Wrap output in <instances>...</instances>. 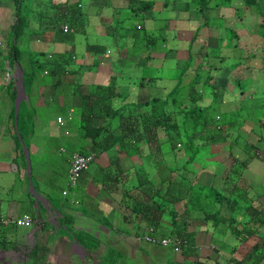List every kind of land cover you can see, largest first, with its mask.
Returning <instances> with one entry per match:
<instances>
[{
  "label": "trees",
  "instance_id": "obj_1",
  "mask_svg": "<svg viewBox=\"0 0 264 264\" xmlns=\"http://www.w3.org/2000/svg\"><path fill=\"white\" fill-rule=\"evenodd\" d=\"M90 1L94 0H86L85 2L89 3ZM105 1L108 3L103 8L102 13H107L109 11V6H112V4L113 7L118 6L120 0ZM124 1L127 2V5L123 6V8L128 12V15L131 14L136 16L139 14L140 21L135 23L134 26L123 25L125 35H123L124 39L121 40L122 46L130 47L138 45L139 52L137 55L138 59L136 58V64L141 67V70L143 67H146V70H149L147 68L152 70V68H157L156 66L160 64L161 68H163V65L168 61H176L177 58H179V61H182V68L177 69L181 70L180 76L163 74V70L162 75H159V77H153L150 72L144 75L143 72L139 75V82L137 85L142 88V93L149 98L141 96L139 102L129 105L122 104L114 106L112 102L115 92H113V85L117 79L116 76H112L106 84H93L87 91L85 89V92H78L79 87L77 83L73 82L72 78L74 73L75 75L77 74L76 70L78 69L77 67H71L72 61L75 58L74 51L65 50L62 53L56 54L52 59H47L46 51L39 48L30 49L28 44L32 40H38V42L42 43L60 42L64 47H67L64 42L69 41L70 38L73 39L69 35L70 32L74 30L73 26H77L78 29V26L84 25L83 21L86 25V22H88L91 16L83 11V0H64L61 2H55L54 0H11L13 4L14 22L11 23L8 30L9 35L6 40L7 52L3 54L0 49V71L4 70L9 74L11 71L10 69L17 64L22 69L23 85L26 93H28V101H21L17 111L16 123L19 135L21 136L22 131L29 125V121H27L26 118L27 112H35L36 107L38 109V105L35 106L34 100L38 99L39 96L35 94H43L45 95L43 101L47 104L45 111L49 112V107L58 105V107L62 109L61 114L64 115H67L68 110L72 109L71 123L78 119L80 120L76 129L79 134L83 132L82 137L86 140L84 143L86 148L84 150H79V153H91L98 156L99 153L110 152L112 155L110 159H113V161L118 160L115 171L116 174L110 175L107 172L104 174V176H107L102 178V180L107 185L113 183L117 185V182L124 181L125 193L130 189L139 191L138 198L135 199V206L131 207V210L134 214L136 213L140 219L147 222L148 227L153 229V233L157 232L162 216H169L168 214L170 213L171 218H173V228L168 232L163 231L166 234L165 236H169L170 238H174V236L178 237V240L181 241L184 246L192 243L190 238L193 237V234L188 231L187 227L184 225L186 218L185 214L182 213L183 219L178 220L176 212L171 206L178 202L182 198V195L187 196V204H190V209L195 208L201 210L206 218H211L213 220L218 219L219 221H221L220 212H212L210 207H213L214 203L220 204L225 201V204L233 211V214L226 219V222L232 220L229 221L228 224H230L232 228L231 231L236 236H246L258 232L259 228L264 226V220H257V215L259 213L256 207L252 204H245L247 202L244 201V199H247L245 192L237 191V195H234L233 199L230 200L223 190L213 185L207 186V184L203 185L194 182L191 179L193 176L188 175L189 172L180 173L179 176L176 177L173 172L176 170L177 166L175 163L172 164L171 162L173 156H170L168 159L169 155L165 152L163 144L166 143L170 145L172 149L171 154L176 149L182 148L183 145L187 152H190L189 147L191 146L193 147L191 148L192 153H197L204 149L203 152L208 156L213 154L214 150L219 147L221 148L220 151H228L231 154L233 152L231 147L235 142H238V145L243 146L244 144V150L250 154L253 153L252 155H257L256 150H261L262 147L264 148V145H261V147L255 143L246 141L245 138L237 139V141L236 139L232 140L229 138L225 131V129L230 126L227 121L229 117L226 115L225 111H221L222 104L220 103H224L226 100L224 98L225 93L232 95L230 89L238 88L239 95H237V93L236 95L237 98L242 100V102L239 103V107L244 108V106L248 104L254 107L256 106L257 108L255 119L257 121V127L260 130L257 132L256 129L255 134L258 137L257 140L261 139L264 141V80L259 78L255 79V88H258L255 89L254 77H251V69L254 68L253 66L255 64L261 63L264 69V56L260 55V60L252 64L239 61L234 69H230L232 72L226 74L225 85L218 86L216 84V78L223 74L224 67L216 65L208 59H211L213 56L224 58L228 52H223L221 46H225V44H227L225 42H228L227 46L234 44L237 46L238 36L243 31L235 28H225V37L219 38V35H216V37L209 36L204 46L195 44L199 35L198 33L203 31V28H206L204 25H199L193 36L184 45H181L179 41H177L179 36H170L163 28L159 36L149 37L148 35L151 33V31H149L148 34H144L146 37L144 38V36H138L135 31L144 29L143 17H145V12L148 10L160 12L163 8H166L172 0ZM186 3H184L185 8L186 6L191 8L193 4L198 6V10L196 9L197 15H204L207 10V16H203L205 18L204 20L207 19V26H211L210 22H208L209 19H213L216 25L220 24V21L208 16V12L211 10H220L225 7L233 8L234 11L239 9L245 10L247 7L257 4L259 9L258 13L261 15L262 19L259 24L262 29L260 32L262 37L259 38L264 40V7L261 9V6L258 4L259 1L257 2V0H188ZM34 4L37 5V8L33 7ZM123 8H118V10L122 11ZM156 12H154L152 19H160L162 22L167 21V23L169 21L172 27H174L172 24L173 19L158 18L155 15ZM31 14L33 15V18H31L34 19L33 21L29 19V15ZM94 17L96 19L99 18L98 15ZM103 19L104 18L101 17L102 21ZM69 22L74 23V25ZM124 23L125 20L121 19L118 25L121 26V24ZM62 24H66L72 30L69 29L70 31L64 32L61 28ZM39 25H43V27ZM163 26L165 27V24H163ZM85 31L84 28L81 29L84 35H86ZM111 35L115 40L117 39V34L111 33ZM35 36L40 38L37 39ZM168 37L176 42L172 43L171 46L165 44L159 48H155V39L166 40ZM233 39H235L234 43ZM215 40L216 45H213L212 41ZM180 41L184 42L185 40ZM92 46L95 47V53H99L100 44H96V46L91 45V47ZM195 48L199 50L193 53ZM157 49L161 51L160 58L156 54V52H158ZM181 49H186L187 53H181ZM245 50L247 55L244 53L241 54L247 57H256V54L250 52L249 49L245 48ZM23 59H26L28 63L27 66L23 64ZM5 60H7V65L10 69L5 68ZM204 60L207 62L204 63ZM241 64L243 68L240 67ZM235 70H238V72H235ZM44 71L47 73H44ZM38 73L41 74L43 78L46 77L49 79L51 77V80L48 82L44 80L38 81L50 85L49 91L56 96L57 100L59 93H63L64 90L70 86L71 90L79 98L77 106L69 105L66 100H64L63 104L59 102L54 103L47 99L45 90H42L41 93L32 94V96H36L33 100L30 94V87L33 80L37 79ZM159 79L164 82V86L161 84L160 89L170 88L163 97H158L146 92V88L159 84L157 81ZM12 85L11 80L8 83L2 84V88L6 87L7 92H9L12 104L10 113L13 119L15 118L14 100L16 91L12 89ZM27 87L29 88L28 92L26 90ZM163 91H165V89H163ZM246 91H248V94H246ZM183 92L184 95L188 94V101H192L193 105L190 108L191 110H187L186 105L181 106L178 104L184 97ZM175 93L179 95L175 97ZM206 94H209L207 95V99H209L207 103L200 102L205 99L204 96ZM48 96L52 99L50 95ZM169 101H172L170 108L167 107ZM217 106L218 110L215 109ZM175 107L181 114L180 118L182 119L180 122L178 121L179 123L171 122L174 118L172 110ZM124 109L127 110L126 113H123ZM239 116H241V118L245 116L246 118V114H240ZM242 120L239 122L240 124H242ZM30 122L32 124L31 120ZM161 129L163 130L162 138L158 134V130ZM182 133H184L186 140L189 141L186 144L183 143L181 137ZM247 143H250V145ZM141 144L148 148L146 149L147 153H145L144 148L140 147ZM133 156H148V163L142 161L141 164L151 165L153 170L156 171V174L153 172L151 174L146 168L140 167V163H138L139 159H132ZM175 157H177V155ZM235 158L234 156L233 160ZM236 160L238 159L236 158ZM125 163H128V165L125 166ZM245 166V160L239 161V163L234 165L229 171V183L235 185L236 179ZM157 172L160 173V182L157 178ZM121 174L124 175L123 179L120 178ZM174 178H179V180H175ZM241 211L246 215L245 223L241 229H236L237 224L236 222L234 223L235 217L238 212ZM248 211L250 212L248 213ZM259 242L258 245H254L251 249L253 254L257 252V260L261 259L264 255V235H260Z\"/></svg>",
  "mask_w": 264,
  "mask_h": 264
},
{
  "label": "crops",
  "instance_id": "obj_2",
  "mask_svg": "<svg viewBox=\"0 0 264 264\" xmlns=\"http://www.w3.org/2000/svg\"><path fill=\"white\" fill-rule=\"evenodd\" d=\"M91 17L92 16H90V18ZM83 23L85 25L84 21ZM87 23L88 22H86V24ZM81 29H83V27L80 28V31ZM86 29L87 26L84 31ZM72 40L73 39L71 38L69 39V41ZM69 41L64 42V44L67 46L70 43ZM44 43L37 41L35 45L40 47L41 50L47 52V59H52L56 54L62 53L65 50L73 51L71 50L70 45L64 47L60 42ZM94 46H96V43ZM94 56L95 47H91V45L87 47V52L84 56L78 58L75 53V58L72 61L71 67H77L78 69L76 70V73L78 74L79 72H83L80 73V77L85 80L84 85L87 87L80 88L78 92H85V89L87 91L89 88L88 84L90 83H92V85L106 84L109 79L114 76L113 73L115 72L112 71L110 64L108 62H102V60L99 61V58H94ZM96 62H98L97 71L90 73L88 71L89 67ZM74 76L75 73L72 75L73 82L79 85V83L74 80ZM37 82L36 89H44L49 86L47 83L42 85L39 81ZM153 88L157 89L156 86H153ZM36 89L33 92L37 93ZM33 92H31V94H33ZM60 95L58 101H61L64 98L67 103L70 102L68 98L75 96L70 86H68ZM43 96L45 95L42 94V97H40L42 98V102H44ZM141 96L149 98L142 93V91L140 93V97ZM226 96H224V98ZM40 98L34 100L35 106L38 105L41 100ZM74 100L75 97L72 99L74 104L71 102L70 104L77 106L78 102H74ZM232 100L237 110L239 108V103L242 102V100L239 98H233ZM232 100L230 102L228 101V98H226L225 101L223 99L224 103H220L222 104L221 111L228 110L229 107L227 109H225V107L232 105ZM250 106V112L246 107H242V110L246 111V118L249 117V120H252L255 124L252 136L249 140L247 139L248 133L252 131L249 126L239 128V132L231 130L229 126L225 131L232 140L236 139L237 141V139L245 138L246 141L254 143L255 140L258 139L255 134V130L257 129V121L255 119L257 108L253 105ZM46 107L47 104L42 107V110L39 108L37 109L36 107L35 112H27L26 114L29 125L31 124L30 120L32 121L31 128L27 125L22 131V134H27V146L23 143L24 140L22 134V140L18 137L19 131L16 123L17 116L12 119L10 110L5 111L7 113L4 115V122H7L8 132L5 133L4 131L3 135H1V138L6 135L7 140L3 141L2 139L0 142V191H9L11 194L13 191V196H10L9 194L4 196L0 195V216L17 219L27 214L31 217L33 223L29 227L17 226L15 222L14 224L12 223V220L10 221V224H0V264H104L106 263L105 252L116 247L115 240H111L110 226L117 232V242L121 239H127V243L130 245L128 248L125 246H119L120 253L124 252L125 255L134 259L138 253L145 258V252L139 243L140 241H144L148 244L151 243L144 238L146 234L148 235V231H146L148 224L146 221L140 219L136 213L133 215L134 212H132L131 207L135 206V199L138 198L139 191L130 189L129 193H125L124 181L117 182V185L114 183L107 185L104 181L98 185V182H96L98 189L92 191L89 184L82 189H79V187L83 185L80 184L83 180L80 176L78 182L79 186L77 185L76 189H74V192L69 197L70 203L71 199L78 200V203L74 204V208L66 206H60L59 208L52 203V198L50 197L52 189L51 185H45L42 181V175L44 173H42L41 170H37L33 173V163L30 159L33 154H35V157L41 155V151H38L35 148L38 147L35 146L36 143H34L35 127L39 125L45 128L46 126H43L40 123H45L47 119L53 117L52 112L45 111ZM55 107L58 106L56 105ZM248 114H250V116ZM227 121L229 122V125L233 123L231 118H228ZM52 123H54L57 134L51 129H49L48 132L46 131V134L51 133L52 138L61 136V134L58 135L60 130L57 129L59 127L56 125V120L54 119ZM17 139H19V141ZM258 141L264 145L263 140L260 139ZM247 144L250 145V143ZM24 148L27 149V153L24 151ZM231 149L233 151L232 154L239 161H246V166L242 169L240 175L236 179L235 185L229 183L228 180L229 171L234 167L231 163L227 166L226 164L219 162V164L224 166L223 169L218 167L221 170L211 172L208 167L209 162H207V171H204V168L200 167V171H204L202 175L193 176L192 173H188V175L193 176L191 179L194 182L203 185L207 184V186L213 185L223 190L230 200L233 199L234 195H237V191L245 192L247 196V202L245 204H252L256 207V210L259 213L257 215V220L261 219L262 221V219L264 220V174H259L251 163L253 158L264 159V148L262 147L261 150H256L258 156L252 155L253 153L250 154L244 150V144L243 146L238 145V142H235ZM59 150L64 151L65 149L60 146ZM195 167H199V165H195ZM260 168H263L264 170V162ZM176 170L173 173L178 177L180 172H176ZM115 171L108 169L110 175H115ZM50 172L53 173L51 170ZM104 177L105 176H103V178ZM120 178L123 179L124 175L121 174ZM87 179L94 181V178L92 177H88ZM174 179L179 180V178ZM34 181H36V184ZM78 190H81L82 193L86 192V194H89V198L84 197V202H82L81 198L84 195L79 194V197L77 198L76 194L78 193ZM62 191L63 189L61 190V193ZM99 192H102V197L97 196ZM30 198H34V202L29 200L27 204H22V200ZM171 206L176 213L179 212L177 215L178 220L183 219L182 213L185 214L186 218L184 225L187 227L188 231L192 232L193 237L190 238L192 243H189L183 248V250L175 252L171 248L174 261L171 259L168 262H173L174 264H264V255L261 259L257 260V252L253 254V251L251 250L254 245L260 243V235H264V226L260 227L258 232L251 234V237L249 238V235L236 236L231 231L232 228L230 224H228V222L232 220L226 222V219L233 214V211L229 209L228 205L225 204V201L220 204L214 203L213 207H210L212 212H220L221 221L218 219L213 220L211 218H206L201 210L195 208L190 209V204H187L186 195H182V198ZM168 215L169 216L165 217L164 215L162 216L158 230L155 233L156 235H166L163 231H160V228L164 225H166L168 231L171 229L173 218H171L170 213ZM169 218L171 219L169 220ZM242 218V211L238 212L235 221H239ZM72 219L73 221H71ZM121 219L127 222L126 227L122 229L118 227ZM63 220L69 224H64ZM240 222L237 224L236 229L242 228ZM81 223H83V225L79 226ZM128 225L129 230L132 232L128 231ZM136 228L141 229L142 234L140 238H137L139 240L138 242L132 239L135 237L133 231ZM59 229L64 232L66 231L67 234L69 233L72 236V239L71 236L67 238L64 234H60ZM90 239L93 241L95 240L96 242L91 243ZM151 245L154 244L151 243ZM146 248L147 247H145V249Z\"/></svg>",
  "mask_w": 264,
  "mask_h": 264
},
{
  "label": "rangeland",
  "instance_id": "obj_3",
  "mask_svg": "<svg viewBox=\"0 0 264 264\" xmlns=\"http://www.w3.org/2000/svg\"><path fill=\"white\" fill-rule=\"evenodd\" d=\"M55 2H61L64 0H54ZM77 1V0H76ZM86 0H83L82 2V9L85 13H87L88 15H93L91 18H89L88 23H87V29L85 31L86 35H84L81 31L80 28H86L85 25L83 26H73L74 30L72 32H70V37L73 38L72 41H69L70 43L67 45V47L70 45L71 50H73L77 57L80 58L82 56L85 55V53L87 52V47L90 45H94L96 44H100L99 48L100 51L99 53H95L94 58H99V61L102 60V62H108L111 66L112 71H114L116 76H118V78L123 81V82H127L126 87H122L121 88V92L122 95L125 96L126 93H129V87L131 91H134L136 85H137V77L139 75H141L144 72V75L148 74V72H150L152 74L153 77H156L159 75H162V70L164 71L163 74H171L173 76H180V72L181 70H177L182 68V61H179V58H177V60L175 61H168L167 63H165V65H163L164 67L161 68V64L156 66L157 68H152V70L150 68H147L149 70H146V67H143L141 70V67L139 65L136 64V58L138 59V52H139V47L138 45L135 46H122V42L121 40L124 39L125 32H124V28L123 25L125 26H134L135 23L140 21V16L139 14H137L136 16L133 15H128V12L123 9L122 11H117L116 8H112L111 6H109V11L107 13H102L103 8L105 7V5L108 3L105 0H94V1H90L89 3L85 2ZM162 1V0H160ZM186 1L188 0H172L169 5L166 8H163L160 12H156V11H146L145 12V17H143V25H144V29L139 30V31H135L136 34L138 36H144V34H148L149 31H151V33L148 35L149 37L151 36H159L160 33H162V28L163 30L168 33L170 36H179V39L177 41H179V43L181 45H184L185 43H187L190 38L193 36L195 30L197 29V27L200 25H204L206 26V28H203V31L199 32L197 40L195 41L196 45H205L206 39L209 36H213L216 37V35H219L218 37H225L224 36V32H225V28H235L238 29L240 31H243L240 33V35L238 36L237 39V46L231 45V46H227L228 42H225L227 44H225V46H221L223 48V52H228V54H226V56L224 58H221L220 56H213L210 60V62L215 63L216 65H221L222 67H224L223 70V74L220 76H217L216 78V84L218 86H222L225 85V81H226V74L230 71V69H234L236 64L241 61L243 63H248V64H252L254 62H256L257 60H260V55L264 56V40H262L259 37H262L260 32L262 31V29L260 28L259 24L261 23L262 19H261V15L258 13L259 9L256 5H251V7H247L245 10H235L233 8L230 7H225V8H221L220 10H211L208 12V16L209 17H213L215 19H217V21H219L220 19V26L218 27V25H216L213 21V19H209L208 22H210L211 26H207V19L204 20L205 18L203 17L204 15L207 16V10L205 11L204 15H197L194 12V9L198 10V6H196L195 4H193V6H191V8L186 7L185 8V4ZM259 1V6H261V9H263L264 7V0H257V2ZM189 3V2H187ZM120 5H125L124 1L121 2ZM34 8H37V5L34 4L33 5ZM158 10V7H157ZM114 13V15L112 16L111 13ZM154 12L156 17L158 18H167V19H173L172 20V24L174 27H172L171 23L168 21H163L160 19H152V16L154 15ZM98 15L99 17V21L94 17ZM238 16V17H236ZM101 17H103V21L101 20ZM33 18V15H29V19L30 20H34L31 19ZM124 19L125 23L121 24V26H119L118 24H120V20ZM206 21V22H205ZM14 22V16H13V4L11 2V0H0V49L2 50V53L5 54L7 52V36L9 35V27L11 25V23ZM99 22V25H97ZM32 23V22H31ZM70 24L71 23L69 22ZM102 23V24H101ZM163 24H165V27L163 26ZM216 25V26H215ZM41 27H43V25H39ZM102 26V27H101ZM106 26H107V31H106ZM111 33L113 34H117V39L115 40L114 37L111 35ZM207 35V36H206ZM38 38V36H35ZM133 38V37H132ZM144 38H146L144 36ZM135 39V38H134ZM180 40H185L184 42H181ZM38 40H32L28 45L30 49H35V48H39L35 45V43H37ZM235 39H233V43H234ZM145 42V41H143ZM175 40H171L170 37L166 38V40H160V39H155V48H159L163 45H167V46H171L172 43H175ZM213 45H216V40L212 41ZM199 48V47H198ZM195 48V51H198L199 49ZM245 48L249 49L250 52H253L256 54V57L253 56H246V50ZM106 50H109V53H106ZM158 52H156V54L158 55V57H161V51H159L157 49ZM89 52V51H88ZM183 54H186L187 51L186 49H181L180 51ZM241 53H244L246 55H243ZM108 54V55H107ZM26 56V55H25ZM185 59V58H183ZM168 60V59H167ZM7 61V60H5ZM4 61V62H5ZM178 61V62H177ZM262 61V60H261ZM204 63L207 61H203ZM23 64L25 66L28 65L26 59H23ZM97 64L98 62H96L94 65L89 67V72H96L97 71ZM155 64V62H154ZM207 64V63H206ZM7 65V64H6ZM5 65V68L7 69L8 67ZM256 66V67H255ZM155 67V66H154ZM240 67L243 68V65L241 64ZM254 68L251 69V77L253 78L254 81V88L256 87V83H255V79L259 78V79H263L264 80V69L262 68L263 66L261 65V63H257L253 66ZM261 69H260V68ZM14 70L15 68L12 70L11 74L4 72V70L0 71V142L3 139V141H6V135L1 138V135H3L4 131L5 133L8 132L7 130V122H4L5 120V114L7 112H5L6 110L9 111L12 108V104H11V100L8 96L7 92V88L3 87L2 88V84L8 83V81H13V89H15V86L17 87V83L13 78L14 75ZM78 72V71H77ZM210 72V71H209ZM235 72H238V70H235ZM233 72V73H235ZM240 72V71H239ZM80 73L83 72H79V74L77 73L74 77V80L76 82H79V89L82 87L86 88V85H84L85 80H83L80 77ZM203 75V74H202ZM232 75V73H231ZM241 75V74H240ZM250 75V74H249ZM55 78V77H54ZM117 78V79H118ZM249 78V77H248ZM56 79V78H55ZM116 79V80H117ZM36 80H44V81H50L51 77L48 78H43V76L41 74H37V79ZM33 80L32 85L30 87V94L31 92H33L37 86V81ZM119 81V80H117ZM159 82V84H156L157 89L153 88V87H148L146 88V91L150 94H153L155 96L158 97H163V95L168 92V89H165V91H163V89H160L161 84L163 85V80L159 79L157 80ZM165 81V80H164ZM248 81V80H247ZM37 82V83H36ZM42 85L44 84V82H41ZM161 83V84H160ZM263 83V81H262ZM35 85V86H34ZM92 86V83L88 84V87ZM164 86V85H163ZM264 86V84H263ZM264 88V87H263ZM50 85L43 88H38L37 93H41L42 90H45V92L47 93V99L53 101L54 103L56 102H61L64 103V98L61 101H58L56 99V96L54 94H52L50 91ZM253 89V88H252ZM258 89V88H255ZM27 92L29 90V88H26ZM235 93H234V92ZM239 89L238 88H234V89H230V94L225 93L224 96L225 99L228 98V100L231 102V100L234 98H237V95H239ZM59 93V92H58ZM237 93V95H236ZM21 94V93H20ZM26 94L28 95V93L22 94V98L26 97ZM33 94H35V92H33ZM246 94H248V91H246ZM37 96L42 97V94H35ZM52 98L50 99L49 96ZM178 93H175V97L178 96ZM184 95V92H183ZM207 95L206 94L203 97V103H207ZM59 96L60 93H59ZM44 97V96H43ZM65 97V96H63ZM71 97V96H69ZM75 97V100L78 98L77 95L72 96L71 98L73 99ZM31 98L34 100L36 98V96H32L31 94ZM38 98V99H39ZM71 98H68V100H70V102L72 104L73 101ZM41 100L38 103V108L40 110H42L43 106H46V102H42V98H40ZM67 99V96H66ZM118 101H120L118 98L116 99ZM172 102V101H171ZM171 102L169 101V103L167 104V107L170 108L171 107ZM15 103V102H14ZM178 104H180L181 106L186 105V109H190L192 107V101H188V94L184 95V97L182 98V101H180ZM228 105V104H227ZM58 106V105H57ZM229 107L228 110H224L226 112V115L231 118V121H233V123L230 125L231 130L235 131V132H239L241 127H247L249 126L252 131L250 133H248L247 135V139H249L252 136L253 133V129L255 128V124L252 120H249L250 118L247 117L242 120L241 116H239L240 114H246L245 110H242L241 107H239L237 110L234 106V102L232 100V105L226 106L225 109H227ZM244 107H246V109L250 112L251 110V106L250 105H245ZM177 108L175 107L173 110V118L171 120V122H177L179 123L181 121L182 118H180L181 114L178 110H176ZM216 110H218V106L215 107ZM48 110H50V112L53 113V117L50 119H47L44 122H41V125H45L46 127L43 128L41 126H36L34 129V143H36L35 147L36 150L41 151V155L38 157H35V154L31 155L30 159L31 162L33 163V173H35L37 170H41L42 173H44L42 175V181L45 183V185H51V192H50V197L52 198V203L56 206L59 207L60 206H66L69 208H74V204L78 203V200L76 199V202L70 203L69 197L70 195L74 192V189H76L77 185L79 186V184L76 185H71L69 184V179H68V171H69V165L68 164V159L71 158L72 154L75 153L76 151H79L81 149H85L86 146L84 145V143L86 142L85 139H83L82 135L83 132H80V134L78 133L77 128V124L80 123V120H76L72 122V127L69 134H64V127L59 126L60 132H58V135L61 134V136H56V138H52L51 133H47L49 129H51L54 133H56L55 127H54V123L53 120L56 118V116L58 114L62 113V109L58 108V107H49ZM191 110V109H190ZM189 110V111H190ZM123 113H126L127 110L124 109ZM40 113V112H39ZM42 113V112H41ZM250 116V114H248ZM240 120H242V124H239ZM67 121V119H66ZM179 121V122H178ZM82 122V121H81ZM31 128V124L28 125ZM259 128L257 127V132H259ZM57 134V133H56ZM158 134L160 135V137L162 138L163 135V130H158ZM41 135V136H40ZM23 140L25 142V146L28 145V137L27 134L23 133ZM182 139H183V143L186 144L189 141L186 140L184 133H182L181 135ZM19 141V139H17ZM22 140V139H21ZM23 142V143H24ZM255 144L261 146L262 143H259L258 140H255L254 142ZM62 146L65 150L64 151H60L59 147ZM20 147V146H19ZM142 148H144L145 153H147L148 149L145 145L141 146ZM262 147V146H261ZM163 148L165 150V152L169 155L168 159L170 156H173L171 159L172 164L175 163V165L177 166V170L176 172H180V173H186L189 172L193 174V176H200L202 175V173L204 171H207V162H209L208 167L210 169L211 172H217L221 169H223V165L222 164H226L227 166L231 163L232 166L236 165L237 163H239L238 160H236V158L233 160L234 155H232V153L230 154L227 151L224 152H219L221 150V148L219 147L218 149L214 150L213 154H210L208 156L205 155V153L203 152L204 149H202L200 152L197 153H192V149L193 147H189L190 152L186 151L185 146L182 148H178L175 151H173V153L171 154V147L169 144L164 143L163 144ZM195 149V148H194ZM177 155V157H175ZM110 156H112L110 154V152H104V153H99L98 156H96L93 161L87 166V168L82 172L81 174V178L83 179L80 184H83L82 186L79 187V189H82L84 186L89 184V187L92 189V191H95L98 189V185H100L101 183H103V176L105 173L108 172V169H112L113 171L116 170V168L110 164ZM132 159H139L138 163H140V167L146 168L148 171H150V173L152 174L155 173L156 171L153 170L151 165H146V164H141L142 161H146L148 163L149 161V157L148 156H133ZM252 165L253 167L258 171L259 174L263 175L264 174V170L263 168H260L262 163L264 162V159H258V158H253L252 159ZM206 162V163H205ZM212 162V163H210ZM222 163V164H219ZM118 163V160H114V165H116ZM125 165H128V163H125ZM195 165H199V167H195ZM200 167L204 168L202 171H200ZM218 167H221V169H219ZM50 168V169H49ZM50 170L53 172L51 173ZM127 171V170H126ZM83 176V177H82ZM107 176V175H105ZM88 177H92L94 178V181L88 180ZM157 178L158 181L160 182L161 178H160V173L157 172ZM97 180V181H96ZM98 182V185L97 183ZM34 183L36 184V181H34ZM44 183H40V184H44ZM67 183V185H66ZM65 188V189H64ZM66 190L67 191V195H62L61 190ZM50 191V190H49ZM6 194H9L10 196H13V191L12 194L8 191H0V195L4 196ZM80 195H84L82 196V202H84V197L85 198H89V194H86V192H81V190H78V193L76 194V197L78 198ZM102 192H99L97 194V196L102 197ZM29 200H31L32 202H34V198H30V199H25L22 200V204H27L29 202ZM72 201V199H71ZM244 201L246 202L247 199H244ZM81 202V203H82ZM73 203V204H72ZM248 204V203H247ZM250 211H248L249 213ZM179 214L176 213V216ZM135 215V214H133ZM171 218H169L170 220ZM244 219V220H242ZM239 221H234V223L236 222V224H238L240 221V226L243 227L244 223H245V219H246V215L243 213V218ZM167 221H169L168 219H166ZM73 221V219L71 220ZM70 221V222H71ZM64 224H69L68 222H66L65 220H63ZM171 224V223H170ZM83 223L79 224V226H82ZM127 225V222H125L123 219L120 220L118 227L119 228H125ZM111 230V240H115L116 243V247L111 248L109 251H106L105 253V261L106 263L104 264H174L173 262L170 263L168 262L169 260L172 259V261H174V259L172 258V253H171V247L170 246H162L160 244H154L151 245L146 243V242H141L140 241V245L142 246L144 252H145V258H143V256L139 255L138 253L136 254L135 259L128 257L127 255H125L124 252L120 253L119 252V246H125L126 248L130 247V245L127 243V239H121L117 242V232L114 231L112 229V227H109ZM171 228H173V225L171 224ZM128 231L129 230V225L127 227ZM241 229V228H240ZM147 231V228H146ZM160 231H168V228L166 227V225H164L162 228H160ZM132 232V231H131ZM59 233L60 234H64L65 237L69 238V236H71L69 233L67 234V232L62 231L61 229H59ZM134 236L141 235V229L136 228L133 231ZM165 236V235H162ZM251 237V235L248 236V238ZM72 239V236H71ZM133 240H135L136 242H138L139 240L137 238H132ZM91 240V243H95L96 241ZM146 243V244H145ZM145 247H147L145 249ZM153 247V248H151ZM132 260V261H130Z\"/></svg>",
  "mask_w": 264,
  "mask_h": 264
},
{
  "label": "clouds",
  "instance_id": "obj_4",
  "mask_svg": "<svg viewBox=\"0 0 264 264\" xmlns=\"http://www.w3.org/2000/svg\"><path fill=\"white\" fill-rule=\"evenodd\" d=\"M124 0H120L119 2H118V6H116V7H113V4H112V8H116L117 9V11H119L118 10V8H123V6H126L127 5V2L126 1H124V3H125V5H120L121 4V2H123ZM187 4V3H186ZM187 7V6H186ZM124 9V8H123ZM194 12L196 13L197 12V10L196 9H194ZM111 15L113 16L114 15V13L112 12L111 13ZM91 16H93V15H91ZM99 18H97V20H98ZM219 21H220V19H219ZM63 25H66V24H62L61 25V28H62V26ZM87 25V24H86ZM85 25V26H86ZM97 25H99V24H97ZM67 26V25H66ZM220 26V24L218 25V27ZM68 27V26H67ZM70 28L68 27V30H69ZM63 30V29H62ZM67 30V31H68ZM70 30H72V29H70ZM69 30V31H70ZM64 32H66V31H64ZM83 33V32H82ZM224 36H225V32H224ZM106 53H109V50H106ZM108 55V54H107ZM5 64H7V61H5ZM7 67H8V65H6ZM17 66H19L18 64L16 65V66H14L12 69H10L9 67V69L11 70L9 73L11 74V72H12V70L15 68V70H14V73H15V71H16V67ZM22 70V69H21ZM17 73V72H16ZM44 73H47L46 71H44ZM114 76H116L115 74H114ZM13 78H14V80L16 81V83H17V87L15 86V91H16V94H17V92H18V95H19V97L21 98V100H20V102L21 101H23V100H26V101H28V95L26 94V97L25 98H22L23 96H22V94H25V89H24V85H23V92L21 91V89H20V84H19V82H18V80L16 79V77L13 75ZM116 78H118V76H116ZM117 80H119V81H117ZM116 81H115V84L113 85V92H114V95H113V100H112V102H113V104H114V106H119V105H122V104H124V105H129V104H132V103H135V102H139L140 101V93H141V91H142V88L139 86V85H136V87H135V89H134V91H131L130 90V87H129V93H126L125 94V96H123L122 95V92H121V88L122 87H126V85H127V82H123V81H121L119 78L117 79ZM36 81H38V80H36ZM136 81H137V84H138V82H139V76L137 77V79H136ZM8 82H10V81H8ZM12 84H13V81H12ZM22 84H23V77H22ZM12 89H13V85H12ZM117 92H119V93H117ZM21 93V94H20ZM9 94V93H8ZM10 96V95H9ZM119 99L120 101H118V100H116V99ZM15 99H16V96H15ZM78 99L79 98H77L76 100H74V102H78ZM11 100V99H10ZM14 102H15V100H14ZM20 104V103H19ZM69 105H71L70 104V102L68 103ZM14 106H15V103H14ZM55 106H53V108H54ZM49 112H50V110H49ZM51 113V112H50ZM15 115V114H14ZM58 116H61L62 117V119H63V125H59L57 122H56V125L59 127V126H61V127H64V134H69V132H70V130H71V128L70 127H72V123L70 122V120L72 119V109H69L68 110V113H67V115H64V114H58L57 116H56V118H55V120L57 119V117ZM66 119H67V121H66ZM18 137L21 139V136L19 135V133H18ZM77 153H79L78 151H76ZM80 154H82L81 152H80ZM256 154H258V152L256 153ZM83 155H91L92 156V160L90 161V162H92L93 161V159L96 157L95 155H93V154H91V153H89V154H83ZM255 156H258V155H255ZM259 156H260V154H259ZM69 160L70 159H68V164H70L69 163ZM110 161H111V163L110 164H113L114 165V161H113V159L111 160L110 159ZM89 162V163H90ZM89 163L87 164V166L89 165ZM117 165V164H116ZM116 165H114L115 167H116ZM87 166L81 171V173L87 168ZM69 168H70V165H69ZM68 173H69V171H68ZM80 176H81V174H80ZM80 178V177H79ZM79 180V179H78ZM78 182V181H77ZM77 182H76V184H77ZM75 184V185H76ZM230 186V185H229ZM63 192V191H62ZM127 193H129V191L127 192ZM63 194V193H62ZM63 195H67V192H66V194H63ZM71 202H73V203H75L76 202V199H72V201ZM216 204H219V203H216ZM10 219V218H9ZM13 218H11V220H12ZM11 222H9V223H7V224H10ZM13 224H14V222H12ZM172 229V228H171ZM147 231H148V235L146 234L145 236H152V237H154V238H156L157 240H160L161 238H169V239H175V238H177L178 239V237H175L174 236V238H170L169 236L168 237H165V236H162V235H156L155 233H153V229L151 228V227H148L147 228ZM142 235V234H141ZM141 235L140 236H135L136 238H140L141 237ZM145 236H144V238H145ZM148 242H150V241H148ZM151 243H153V244H160V245H162V246H170L171 248H172V250H174L175 252H179V251H181V250H183V248L184 247H186V246H184L182 243H181V241H179V244H178V249L177 250H175V248H174V246L172 245V244H168V245H163V244H161L159 241L158 242H151Z\"/></svg>",
  "mask_w": 264,
  "mask_h": 264
},
{
  "label": "built area",
  "instance_id": "obj_5",
  "mask_svg": "<svg viewBox=\"0 0 264 264\" xmlns=\"http://www.w3.org/2000/svg\"><path fill=\"white\" fill-rule=\"evenodd\" d=\"M63 31H67L68 27L66 25L62 26ZM56 122L59 125H63V119L61 116H58L56 119ZM92 160L91 155H83L80 153H73L69 163H70V168H69V173H68V179H69V184L75 185L76 182L78 181L81 171L87 166V164ZM66 190H63V194H66ZM11 221L9 218H5L4 216H0V224H7ZM12 222H15L17 226H22V227H29L32 225L33 221L29 215L25 214L21 218L17 219H12ZM145 239L150 242H160L163 245H168L172 244L175 248V250L178 249V244L179 240L177 238L175 239H169V238H161L160 240H157L156 238L152 236H145Z\"/></svg>",
  "mask_w": 264,
  "mask_h": 264
},
{
  "label": "water",
  "instance_id": "obj_6",
  "mask_svg": "<svg viewBox=\"0 0 264 264\" xmlns=\"http://www.w3.org/2000/svg\"><path fill=\"white\" fill-rule=\"evenodd\" d=\"M17 72V73H16ZM14 76L16 77V79L18 80L19 84H20V89L23 92V84H22V70L19 66L16 67V71L14 73ZM21 98L18 95V92L16 94V99H15V117L17 116V111L19 108V103H20ZM24 151L27 153V149L24 148ZM29 159V158H28ZM30 166V164H29ZM28 166V167H29Z\"/></svg>",
  "mask_w": 264,
  "mask_h": 264
}]
</instances>
